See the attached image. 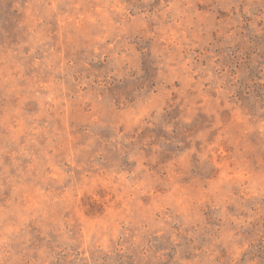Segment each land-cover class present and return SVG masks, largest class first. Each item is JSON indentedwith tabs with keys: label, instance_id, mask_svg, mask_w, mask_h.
Returning a JSON list of instances; mask_svg holds the SVG:
<instances>
[{
	"label": "rangeland",
	"instance_id": "1",
	"mask_svg": "<svg viewBox=\"0 0 264 264\" xmlns=\"http://www.w3.org/2000/svg\"><path fill=\"white\" fill-rule=\"evenodd\" d=\"M0 264H264V0H0Z\"/></svg>",
	"mask_w": 264,
	"mask_h": 264
}]
</instances>
